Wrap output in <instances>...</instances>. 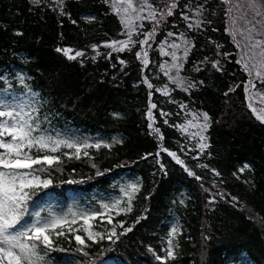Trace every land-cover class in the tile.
I'll list each match as a JSON object with an SVG mask.
<instances>
[{
  "label": "trees",
  "instance_id": "obj_1",
  "mask_svg": "<svg viewBox=\"0 0 264 264\" xmlns=\"http://www.w3.org/2000/svg\"><path fill=\"white\" fill-rule=\"evenodd\" d=\"M172 2L163 0L159 9L166 11ZM176 2L172 15L158 18L148 45L137 42L116 52L105 45L128 36L110 0H0V92L24 97L26 84L39 94L36 115L42 129H76L103 141L79 159L73 149L54 153L61 162L41 173L52 184L33 196L29 212L45 217L49 210L58 215L70 209L98 211L104 219L91 223L105 233L123 223L116 227L117 242L87 241L88 256L78 250L82 246L74 234L66 233L67 239L59 238L53 250H46L48 264H264V122L248 106L250 75L238 63L228 5L223 0ZM154 24L137 23L132 39L143 40ZM180 38L191 43L179 70L183 87L169 76L171 58L163 51ZM57 48L84 55L70 60ZM142 48L147 66L136 57ZM253 81L250 97L264 103V84ZM189 83L195 87L185 91ZM151 104L157 107L150 120ZM204 113L209 120L201 141L194 134ZM200 143L207 147L201 150ZM137 182L140 191L131 212L116 215L102 207L117 200L125 207L122 189ZM81 224L78 220L72 227ZM173 227L178 228L174 236ZM169 247L174 257L158 260Z\"/></svg>",
  "mask_w": 264,
  "mask_h": 264
},
{
  "label": "snow or ice",
  "instance_id": "obj_2",
  "mask_svg": "<svg viewBox=\"0 0 264 264\" xmlns=\"http://www.w3.org/2000/svg\"><path fill=\"white\" fill-rule=\"evenodd\" d=\"M223 2L228 4L230 0H223ZM110 3L113 11L120 18L121 24L126 29L124 34L128 36V39L125 41L113 40L105 45L116 52L130 50L137 42L142 46L148 45L156 31V25L160 23L157 15L161 17L165 15L170 16L173 14V9L178 7L176 0H173L167 6L166 11H158L154 4L149 3V0H110ZM256 4L257 0H252V5L255 6ZM259 6L260 8H264V0H259ZM145 8L148 9L147 16L134 15V13H142ZM230 11L231 9H229ZM257 15H264V12L257 11ZM183 18L185 20L189 19L187 14H184ZM145 19L154 21L155 24L151 31L143 33L145 37L143 40L134 41L132 36L136 33L135 21ZM200 23L201 21L197 20L196 26H199ZM191 27L193 25L189 24V28ZM172 35L174 33H168V36ZM185 44L187 45V41H185ZM172 47L178 48L179 45L173 43ZM256 47L261 48L259 54L261 57L259 64L261 70L255 72V77L261 84H264V40L256 41L255 44L250 45V50ZM93 48L95 49L97 46L94 45ZM56 51L62 52L70 60H75L77 57L84 55L81 51H76L72 55L73 50L71 48H57ZM187 51L186 47L185 56H187ZM110 55L111 53H109ZM147 56L148 53L143 48L140 52L136 53L138 59L143 58L145 66L149 63ZM251 59L252 56L249 55L248 60ZM242 61L245 71L249 75H252V70L248 62L244 60V57L238 63ZM120 63L124 64V61H120ZM218 64L219 62L216 61L213 66H218ZM174 67L179 68V65H174ZM172 79L179 86H184L182 79ZM21 83H23L22 78ZM148 87L151 88L152 85L149 83ZM191 87H195V84L189 83L184 90L187 91ZM24 88L27 89L25 95L30 98V102L13 103L0 100V150H3L0 151V264H48V261L45 259L47 255L46 250H53L54 244L59 238L64 237L67 239L66 233L74 234L76 244L82 246L78 250L84 256L89 255L88 252L84 251L85 248L89 247L87 241L99 243L106 238L112 243L117 242L119 235L117 234L116 227L123 228V223L113 226L106 233L96 231L91 221L96 220L97 217H100L102 220L104 219L103 215L98 211L78 214L70 209L67 214L58 215L49 210L48 215L45 217H41L39 212H29V201L33 196L39 190L47 189L52 184V180L42 177L41 173H48L50 169L61 162L60 157L53 155L54 153L59 152L61 148L75 149L76 158L79 159L82 150L91 147L98 149L101 147V144H90L87 140L78 143L71 139L58 138L60 136L59 133L54 136L47 130L42 129L38 115L33 114L38 113L37 105L40 104L39 94L31 91L26 84H24ZM254 88H256V83L250 79L247 82L246 91L250 92ZM157 91H160V89H157ZM164 94L167 95V91ZM248 106L256 114V118L264 122V115L257 113V109L251 103ZM156 107V104L150 105V110L147 113L150 120L153 119L151 109H155ZM181 107L184 106L181 105ZM260 112L264 113V109H261ZM161 115H165V113H161ZM203 119L204 123L200 126L201 132L194 134L200 136L201 141L206 139L201 133L208 127L209 118L207 113L203 114ZM191 123V121L188 122L189 125ZM151 127L152 125L149 124V128ZM155 131L159 132V129H155ZM104 146L109 147L110 145ZM199 147L203 150L207 147V144L200 143ZM162 151L168 152L177 163L183 164V161L179 159L175 152H169L166 148L162 149ZM83 154L85 156L88 155L87 151H84ZM62 155L67 156L69 154L65 152ZM201 167H206V165H201ZM161 168H163V165H161ZM97 174L100 175L101 173ZM189 175L195 176L197 180L201 179V177L196 176L195 172L190 171ZM216 175H219V173H216ZM122 191H124V195L127 197L125 207H120V200H117L112 205L103 204L102 207L106 210H114L116 215L122 212L124 214L131 212L132 201L136 193L140 191V184L139 182L132 183L127 186V189H122ZM69 216L73 218L69 220ZM25 217H29L30 219H25ZM78 220H82L83 224L79 228H73L72 225L76 224ZM107 223H112L111 215L107 216ZM131 230V228H128L124 231L128 232ZM177 231L178 228L173 227L171 234L174 236ZM76 233H83V235ZM168 244L171 246L172 241L169 240ZM60 250L63 251V249ZM173 257L174 251L169 247L165 251L164 256H157V259L166 261L168 258Z\"/></svg>",
  "mask_w": 264,
  "mask_h": 264
},
{
  "label": "rangeland",
  "instance_id": "obj_3",
  "mask_svg": "<svg viewBox=\"0 0 264 264\" xmlns=\"http://www.w3.org/2000/svg\"><path fill=\"white\" fill-rule=\"evenodd\" d=\"M159 5H156L153 0H149V3H152L155 5L156 9L158 11H161L159 9V6L163 0H158ZM228 5V10L231 9V11H228V18L230 21L229 26V32L233 36V39L237 45H239V60L241 61V58L244 57V60L248 62L249 67L252 70V75H250L249 80H254L255 72L260 71L261 68L259 67L261 57L260 52L261 48L256 47L252 48L250 50V45L255 44L256 41L264 40V15H257V11L264 12V8H260L259 6V0H257V4L255 6L252 5V0H230V3ZM163 11V7H160ZM148 15V9L145 8V10L142 13H134V15ZM160 15H157V19L160 18ZM147 20V19H145ZM145 20H136L135 24L137 26V23L142 24ZM243 33V34H241ZM185 41H187L184 38H180L175 44L179 45L178 48L172 47L173 43L170 45L168 49H164L163 51L170 55L171 60L168 62L166 66V70L172 78L180 79L179 70L184 62L186 56L184 55L185 48L189 50L191 43L187 41V45L185 44ZM188 54V51H187ZM251 55L252 59L248 60V56ZM175 57V58H174ZM243 64V61L241 62ZM174 65H179V68L174 67ZM254 75V76H253ZM256 79V77H255ZM248 80V81H249ZM257 80V79H256ZM254 82V81H253ZM247 85V84H246ZM247 95L250 103L257 109V112L259 114L260 110L264 108V103L261 102V97H257L256 95L249 94V91H247ZM0 100L6 101V102H13V103H19L23 101H29L30 98L28 96L24 97H16L11 94H5L0 93ZM36 115V113H33ZM201 124V122H197V127ZM52 135H56L57 133L60 134L58 138H65V139H71L76 142H82L87 140L90 144H96V143H102V139L100 136L97 135H90L88 133L82 132L80 130L71 129V130H56V131H48ZM201 132V129H200ZM62 149V148H61ZM75 150V149H73ZM87 149H84L81 151L80 154H83L84 151ZM101 264H116L115 262L111 260L103 261Z\"/></svg>",
  "mask_w": 264,
  "mask_h": 264
}]
</instances>
